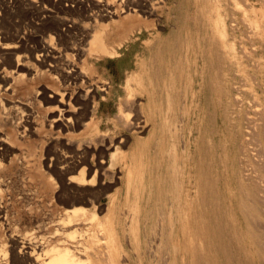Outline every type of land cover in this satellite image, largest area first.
I'll use <instances>...</instances> for the list:
<instances>
[{"label": "rangeland", "instance_id": "1", "mask_svg": "<svg viewBox=\"0 0 264 264\" xmlns=\"http://www.w3.org/2000/svg\"><path fill=\"white\" fill-rule=\"evenodd\" d=\"M95 2L0 0V134L11 144L0 149V171L12 179L5 192L11 219L6 229L0 227V249L9 252V259L2 264H24L21 260H12L9 234L37 225V222L29 224L26 209H32L33 216L48 226L54 213L64 215L79 207L86 210V215L81 216L86 223L77 227L83 229L81 234L86 242L95 234L94 248L100 250L103 263L110 262L106 241L110 238L112 242L115 240L118 264H140L133 262L135 254L131 252L139 233L144 234L148 228L145 224L150 214L148 199L153 202L160 196L165 197L159 194L155 175L165 176L167 182L160 189L172 197L192 160L202 128H208L212 142L214 139L226 142L227 124L216 119L214 105L206 117L201 116L197 106L186 103L187 99L191 100V90L184 85L188 96L182 98L183 110L178 121L170 120L159 131L153 129L151 122H142L143 127L138 129L131 128L136 113L142 119L144 116L141 104L130 106V100L139 99L141 103L146 100L142 94L130 96L132 89L145 83L138 75L137 66L155 34L179 30L181 10L190 16L192 29H195L194 22L199 25L200 20L204 24L202 37L205 35L208 42L206 71L214 75L219 68L220 73L222 94L213 93L215 100L231 106L238 99V103L245 102V109L249 101L264 109V0H165L155 15H141L153 24L148 29L137 19V12L119 13L115 21L125 19L127 27L121 33H117L120 27L115 28L113 36H109V46L119 52L114 57L93 55L89 44L92 37L84 33ZM216 4L218 18L216 12L210 11ZM174 6L180 10H173ZM216 18L224 38L215 31ZM8 43L18 47L15 51L4 49L2 46ZM78 46L87 49V53L78 56L75 49ZM187 49L185 46L184 54ZM189 50L190 56L196 57L193 46ZM215 57L217 67V60L212 62ZM69 62L84 69V81L76 82L69 74ZM93 83L98 87L95 112L93 98L88 100L82 95V88ZM65 90L69 92V122L63 119L59 101L54 99L56 92ZM16 134L20 139L14 137ZM137 137L149 142L136 147ZM225 146L219 152L223 158L227 157L229 143ZM39 166L49 171L52 179L32 178L31 169ZM190 192L195 193L194 187ZM95 212L102 218L116 213L118 220H133V224L119 235L106 228L97 230L96 223L91 221ZM161 227L159 223L155 230ZM152 231L149 229L148 233ZM117 235L121 242L117 241Z\"/></svg>", "mask_w": 264, "mask_h": 264}, {"label": "bare ground", "instance_id": "2", "mask_svg": "<svg viewBox=\"0 0 264 264\" xmlns=\"http://www.w3.org/2000/svg\"><path fill=\"white\" fill-rule=\"evenodd\" d=\"M164 2L165 0H96L93 14L90 13L88 16L91 21L84 26V33L92 37L89 44L93 55L106 54L114 57L119 54L115 47H110L108 44L109 36L115 28L120 27L117 33H121L127 27L125 19L115 21V16L119 13L137 12V19L148 29L153 24L142 19V16L155 15ZM217 6L218 4L210 11L216 12L218 18L219 13L215 9L218 8ZM173 10H177V7L174 6ZM189 18L190 16L181 10L178 16V31L173 30L174 32L166 35L157 33L148 41L143 53L144 57L137 66L138 75L145 79V83L142 82L140 88H134L130 93V96L134 93L145 95L146 100L141 103L139 99L132 101L129 99L130 106L138 107V104H141L144 119L139 112L136 113L131 128L138 129L143 127L142 122H151L153 129L159 131V127L164 129L170 120L178 121L183 110L182 98L188 96V91L185 92L183 89L184 85L191 90V100L187 99L186 103L197 106L198 113L203 117H206L210 107L214 105L216 119L224 120L228 134L225 137L226 142H216L215 139L212 142L208 138V128H202L201 134L196 138V149L192 153V160L187 164V171L172 197L166 190L160 189L167 182L165 176L159 173L155 175L159 194L165 197L160 196L151 200L153 202L149 199L148 202L146 201L150 210L145 221L148 228L144 234L139 233L138 241L132 247L131 254H135L132 255L133 262L264 264V109L248 100L249 105L246 109L245 102L238 103V99L233 100L231 106H226L222 100H215L213 93L222 94V87L219 85V68L214 75L207 74L208 42L205 35L202 37V32L205 31L204 24L200 20L199 25L194 22L192 26L195 29H192ZM217 18L213 22L215 31L224 38L225 35ZM133 19L137 20L135 17ZM184 33L187 37H184ZM195 34L198 35L196 39H194ZM185 46L188 47L186 54H184ZM192 46L196 57L190 56L189 49ZM223 46H226L225 41ZM2 47L15 51L18 45L8 43ZM75 49L78 56L87 53V49L83 46ZM228 52L234 54L233 51ZM213 61L214 63L216 61L217 67L218 59L212 58ZM20 63L21 59L18 58V64ZM69 65L68 72L76 82L84 81L86 77L84 69L75 62H69ZM216 83L217 86L214 87ZM82 90L84 91L82 95L86 99L93 98V112H95L98 106L96 104L98 87L93 83ZM68 96L69 92L65 90L56 92L54 99L59 101L63 119L69 122L71 109L68 108ZM174 129L177 130V126ZM19 136V134L14 135L17 139H20ZM148 142L149 139L137 137L135 146L141 147ZM227 142L229 149L226 152L227 157L223 158L219 152L226 147ZM10 145L8 138L0 134V149L9 148ZM30 172V176L34 179H44L47 176L52 179L50 172L42 166L33 167ZM11 184L12 179L6 178L5 173L0 171V227L4 229L11 219V214L5 205V192ZM193 187L195 193L190 192ZM162 210L166 211L163 213ZM82 215H86V210L82 207L64 215L56 212L50 225L47 226L38 217L33 216L32 209H26L25 216L28 217L29 224L32 226L37 222V225L31 229L25 228V231L20 233L9 234L13 246L12 260H21L24 264H105L100 250L94 248L95 234L92 233L86 242L81 234L83 229L77 227L86 223ZM116 215L109 213L102 218L95 212L91 221L96 223L97 230L106 228L105 230L112 234L119 235L120 232L131 228L133 220L129 222L127 220L125 222L122 218L118 220ZM159 223L162 227L156 231L155 227ZM149 229H153L150 234ZM118 235L117 241L121 242ZM106 241L110 255V262L106 264H118L115 240L112 242L109 238ZM93 248L96 252L94 256ZM8 253L5 249H0V264L9 259Z\"/></svg>", "mask_w": 264, "mask_h": 264}]
</instances>
